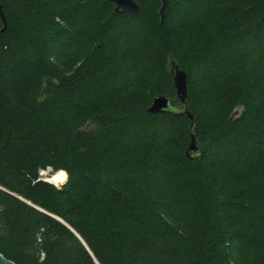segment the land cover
<instances>
[{"label":"trees","instance_id":"trees-1","mask_svg":"<svg viewBox=\"0 0 264 264\" xmlns=\"http://www.w3.org/2000/svg\"><path fill=\"white\" fill-rule=\"evenodd\" d=\"M136 1L118 14L109 0H0V252L264 264V0H169L162 20L161 0ZM172 59L188 72L194 159L187 116L148 111L158 94L178 102ZM48 166L61 187L40 178Z\"/></svg>","mask_w":264,"mask_h":264},{"label":"water","instance_id":"water-1","mask_svg":"<svg viewBox=\"0 0 264 264\" xmlns=\"http://www.w3.org/2000/svg\"><path fill=\"white\" fill-rule=\"evenodd\" d=\"M114 3V11L118 14L135 13L139 12L140 4L136 0H109ZM169 0H161V6L159 8V15L161 20L165 16ZM0 14L3 19V27L0 31L6 27V20L4 13L0 5ZM170 72L174 80V86L176 91L175 100L169 96L158 94L153 98L151 105L148 107V111L151 113H166L173 112L175 114H185L191 123V140L187 148V155L191 158H196L200 147L197 142L196 134V120L192 114L188 103V72L185 68L179 65L175 60L170 61ZM61 220V219H59ZM62 221V220H61ZM0 264H17L14 261L6 258L0 252Z\"/></svg>","mask_w":264,"mask_h":264},{"label":"rangeland","instance_id":"rangeland-1","mask_svg":"<svg viewBox=\"0 0 264 264\" xmlns=\"http://www.w3.org/2000/svg\"><path fill=\"white\" fill-rule=\"evenodd\" d=\"M135 28V27H134ZM133 29V28H132ZM112 30L115 32V33H118V35L119 34H121L122 32H124L123 34H122V36H120V38L121 39H126L127 40V42H129V43H136L137 42V40H135L133 37H131L129 34H125V32H127V31H129L130 30V27H129V24H127V23H120V22H118V21H115V22H113V26H112ZM256 54H258V53H256ZM41 170V169H40ZM44 170H46V168H44ZM57 171H59V170H57ZM57 171H54L53 170V168H52V170H49V172H47V173H40L39 175L44 179V180H46V181H49L50 183H52V184H54V185H56L57 187H61L65 182H66V180H67V177H68V175H67V173H66V171H65V173H66V179L64 180V181H61L60 183H55L54 181H50V180H48L49 178H50V176H51V174H53V173H55V172H57ZM155 179H158L159 181H157V180H155ZM154 181H152L153 183H156V184H158L159 182H160V178H158V177H154V179H153ZM160 184V183H159ZM161 185V184H160Z\"/></svg>","mask_w":264,"mask_h":264},{"label":"bare ground","instance_id":"bare-ground-1","mask_svg":"<svg viewBox=\"0 0 264 264\" xmlns=\"http://www.w3.org/2000/svg\"><path fill=\"white\" fill-rule=\"evenodd\" d=\"M52 170L50 166H48L46 169ZM66 179V173L63 170H59L53 174H51L50 178L48 180L54 181L56 184L60 183L61 181H64Z\"/></svg>","mask_w":264,"mask_h":264},{"label":"built area","instance_id":"built-area-1","mask_svg":"<svg viewBox=\"0 0 264 264\" xmlns=\"http://www.w3.org/2000/svg\"><path fill=\"white\" fill-rule=\"evenodd\" d=\"M49 170H50L49 168H48V169H46V170H44V169H41V170H40V173H41V174H42V173H47V172H49ZM40 178H42V177L40 176ZM42 179H43V178H42Z\"/></svg>","mask_w":264,"mask_h":264}]
</instances>
